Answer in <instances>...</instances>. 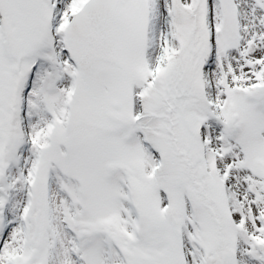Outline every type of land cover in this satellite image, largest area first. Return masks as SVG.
I'll return each instance as SVG.
<instances>
[{
  "label": "snow or ice",
  "instance_id": "6c2138e0",
  "mask_svg": "<svg viewBox=\"0 0 264 264\" xmlns=\"http://www.w3.org/2000/svg\"><path fill=\"white\" fill-rule=\"evenodd\" d=\"M0 264H264V0H0Z\"/></svg>",
  "mask_w": 264,
  "mask_h": 264
}]
</instances>
